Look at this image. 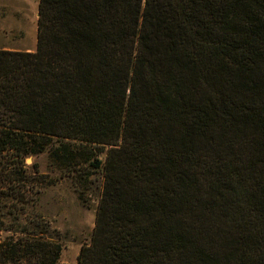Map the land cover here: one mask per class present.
<instances>
[{
	"label": "trees",
	"instance_id": "16d2710c",
	"mask_svg": "<svg viewBox=\"0 0 264 264\" xmlns=\"http://www.w3.org/2000/svg\"><path fill=\"white\" fill-rule=\"evenodd\" d=\"M37 13L34 51L0 49V264L59 262L19 208L43 153L80 192L100 178L76 264H264V0Z\"/></svg>",
	"mask_w": 264,
	"mask_h": 264
},
{
	"label": "rangeland",
	"instance_id": "374dc122",
	"mask_svg": "<svg viewBox=\"0 0 264 264\" xmlns=\"http://www.w3.org/2000/svg\"><path fill=\"white\" fill-rule=\"evenodd\" d=\"M37 6L38 0H0V49L35 50ZM96 152L103 163L106 148L97 147ZM28 159L26 164L36 163L45 179L31 184L27 204L19 205L23 208V222L31 221L38 228V236L61 245L58 264H76L80 246L90 240L100 178L92 176L84 180L80 192L73 179L60 177L58 167L46 153ZM8 238L13 239L14 235L0 232V241Z\"/></svg>",
	"mask_w": 264,
	"mask_h": 264
},
{
	"label": "crops",
	"instance_id": "0c3cea01",
	"mask_svg": "<svg viewBox=\"0 0 264 264\" xmlns=\"http://www.w3.org/2000/svg\"><path fill=\"white\" fill-rule=\"evenodd\" d=\"M3 49H7V50H18V49H10V48H3ZM27 51V50H25Z\"/></svg>",
	"mask_w": 264,
	"mask_h": 264
},
{
	"label": "water",
	"instance_id": "95a60500",
	"mask_svg": "<svg viewBox=\"0 0 264 264\" xmlns=\"http://www.w3.org/2000/svg\"><path fill=\"white\" fill-rule=\"evenodd\" d=\"M30 160L29 159H27V162H29Z\"/></svg>",
	"mask_w": 264,
	"mask_h": 264
}]
</instances>
